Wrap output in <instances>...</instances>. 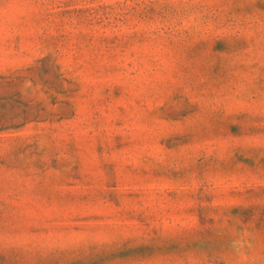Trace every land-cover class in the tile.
<instances>
[{"label": "rangeland", "instance_id": "rangeland-1", "mask_svg": "<svg viewBox=\"0 0 264 264\" xmlns=\"http://www.w3.org/2000/svg\"><path fill=\"white\" fill-rule=\"evenodd\" d=\"M0 264H264V0H0Z\"/></svg>", "mask_w": 264, "mask_h": 264}]
</instances>
